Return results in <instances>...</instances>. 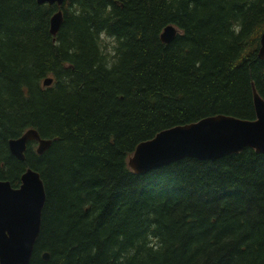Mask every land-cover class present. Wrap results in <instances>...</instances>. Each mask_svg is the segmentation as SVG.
<instances>
[{"label": "trees", "instance_id": "obj_1", "mask_svg": "<svg viewBox=\"0 0 264 264\" xmlns=\"http://www.w3.org/2000/svg\"><path fill=\"white\" fill-rule=\"evenodd\" d=\"M263 32L264 0H0V179L31 167L47 196L30 264H264L263 153L128 164L161 130L255 119ZM30 128L53 143L21 161L9 139Z\"/></svg>", "mask_w": 264, "mask_h": 264}, {"label": "water", "instance_id": "obj_2", "mask_svg": "<svg viewBox=\"0 0 264 264\" xmlns=\"http://www.w3.org/2000/svg\"><path fill=\"white\" fill-rule=\"evenodd\" d=\"M39 4H57L65 0H37ZM64 21L59 9L50 19V32L56 36ZM178 34V28L169 24L161 38L170 43ZM259 58L264 60V32L261 36ZM54 78L46 77L45 86ZM255 119L217 114L200 120L173 126L158 132L155 137L140 142L129 157V167L143 175L154 169L170 165L186 157L215 160L226 155L254 148L264 154V98L253 87ZM38 141V154H43L53 139L43 138L35 128L20 137L9 140L10 151L19 160L26 159L30 141ZM21 185L14 187L9 180L0 179V264H30L37 240L41 234L46 190L41 174L28 167L21 176ZM43 258L48 260L50 253Z\"/></svg>", "mask_w": 264, "mask_h": 264}, {"label": "flooded vegetation", "instance_id": "obj_3", "mask_svg": "<svg viewBox=\"0 0 264 264\" xmlns=\"http://www.w3.org/2000/svg\"><path fill=\"white\" fill-rule=\"evenodd\" d=\"M38 145H39V142L37 141V143H36V145H35L36 149H37Z\"/></svg>", "mask_w": 264, "mask_h": 264}, {"label": "bare ground", "instance_id": "obj_4", "mask_svg": "<svg viewBox=\"0 0 264 264\" xmlns=\"http://www.w3.org/2000/svg\"><path fill=\"white\" fill-rule=\"evenodd\" d=\"M10 140V139H9ZM10 148V147H9Z\"/></svg>", "mask_w": 264, "mask_h": 264}, {"label": "rangeland", "instance_id": "obj_5", "mask_svg": "<svg viewBox=\"0 0 264 264\" xmlns=\"http://www.w3.org/2000/svg\"><path fill=\"white\" fill-rule=\"evenodd\" d=\"M35 149H36V147H35Z\"/></svg>", "mask_w": 264, "mask_h": 264}]
</instances>
